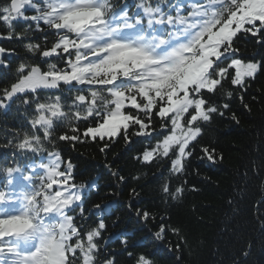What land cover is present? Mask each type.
Wrapping results in <instances>:
<instances>
[{
    "label": "snow or ice",
    "instance_id": "6c2138e0",
    "mask_svg": "<svg viewBox=\"0 0 264 264\" xmlns=\"http://www.w3.org/2000/svg\"><path fill=\"white\" fill-rule=\"evenodd\" d=\"M0 26V40L19 42L25 53L10 83L0 87V109L23 106L28 124L6 129L0 143L13 150L11 164L0 167L6 176L0 185V264H119L116 253L106 251L105 220L90 219L110 205L85 211V189L95 186L77 182V165L58 142L73 149L91 142L104 153L118 140L127 146L133 137L144 138L150 147L134 159L168 165L161 199L175 201L186 191L183 177L205 126L228 112L239 124L229 102L239 94L250 111L244 93L264 74V58L247 59L238 47L254 37L264 49V0H7L0 4ZM37 33L43 35L34 40ZM10 55L19 52L0 46V67L9 69ZM200 151L201 160H224L215 148ZM252 170L264 172V161H254ZM120 171L111 175L126 184ZM172 177L181 181L175 188ZM130 194L139 196L136 188ZM261 208L264 201L258 213ZM136 214L146 224L157 220L147 210ZM170 219L159 217L154 236L178 237L181 264L188 239ZM258 219L264 227V215ZM121 244L134 264H154L147 254L128 250L127 238Z\"/></svg>",
    "mask_w": 264,
    "mask_h": 264
},
{
    "label": "trees",
    "instance_id": "16d2710c",
    "mask_svg": "<svg viewBox=\"0 0 264 264\" xmlns=\"http://www.w3.org/2000/svg\"><path fill=\"white\" fill-rule=\"evenodd\" d=\"M6 2L0 0V4ZM128 2L132 3V0ZM23 26L21 22L17 30ZM2 31L3 26H0ZM42 35L37 33L33 39L39 40ZM255 39H241L238 47L243 57L261 60L264 49L255 43ZM0 46L19 52V55L5 57L10 62L9 69L0 67V87H3L10 83L20 57L25 53L19 42L0 40ZM229 103L240 123L231 120V112H228L225 117L217 116L205 126L200 143L189 158L188 174L183 177L188 182L186 191L182 198L168 203L162 201L160 191L169 177L168 165L159 168L154 166L155 162L145 165L134 159L150 147L142 142L144 138L133 137V143L127 146L122 139L118 140L104 153L100 152L99 145L91 142L78 144L75 149L68 142H58L64 156L71 157L77 165V182L95 186L85 189V211H97L93 207L95 204L110 205L107 213L93 215L90 219L91 222L100 218L105 220L106 251L115 252L119 264H134L121 244L125 238L128 239V250L134 254L145 253L154 264H177L178 237L170 232L164 240L154 236L161 215L170 216L167 223L180 227L188 239L187 245H181V264H264V227L258 219V215H264V208L257 212L259 202L264 201V172L257 175L252 170L254 161L257 164L264 161V74H258L252 87L244 93V103L250 106V111L243 107L239 94ZM24 111L23 106L15 104L7 110L0 109V143L6 129L28 127ZM203 146L223 153V162L213 164L206 158L201 160ZM12 159L13 150L0 147V167L11 164ZM20 163L23 165L27 161ZM117 170L125 176L126 184L118 185L111 175ZM5 182L6 176L0 172V185ZM180 182L172 177L170 185L175 188ZM192 186L198 191H191ZM132 188L137 189L138 197L130 194ZM229 200L233 203L229 204ZM130 202L132 207H129ZM137 208L155 214L157 220L146 224L137 216ZM169 247L173 251H169ZM242 251H248V255L243 256Z\"/></svg>",
    "mask_w": 264,
    "mask_h": 264
}]
</instances>
